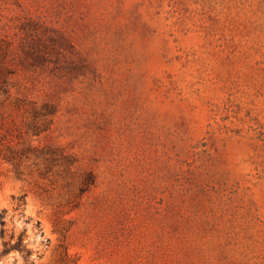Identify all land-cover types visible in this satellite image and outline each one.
<instances>
[{"label":"rangeland","instance_id":"1","mask_svg":"<svg viewBox=\"0 0 264 264\" xmlns=\"http://www.w3.org/2000/svg\"><path fill=\"white\" fill-rule=\"evenodd\" d=\"M0 214V264H264V0H0Z\"/></svg>","mask_w":264,"mask_h":264},{"label":"trees","instance_id":"2","mask_svg":"<svg viewBox=\"0 0 264 264\" xmlns=\"http://www.w3.org/2000/svg\"><path fill=\"white\" fill-rule=\"evenodd\" d=\"M1 223H3V216L0 214ZM4 248L2 250L3 253L8 252L12 249L18 250L21 253H24V258L27 260V258L30 256L31 250L27 249L26 244L23 243V233L19 234V236L16 239H13V236L11 237L10 241L4 242ZM32 262H28L27 264H31Z\"/></svg>","mask_w":264,"mask_h":264}]
</instances>
